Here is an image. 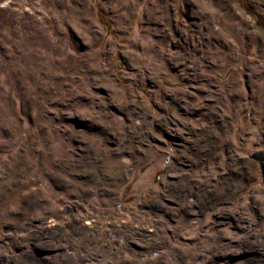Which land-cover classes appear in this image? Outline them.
Returning <instances> with one entry per match:
<instances>
[{"label":"rangeland","instance_id":"rangeland-1","mask_svg":"<svg viewBox=\"0 0 264 264\" xmlns=\"http://www.w3.org/2000/svg\"><path fill=\"white\" fill-rule=\"evenodd\" d=\"M0 264H264V0H0Z\"/></svg>","mask_w":264,"mask_h":264}]
</instances>
